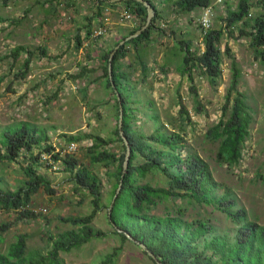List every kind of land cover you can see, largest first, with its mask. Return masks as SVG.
Here are the masks:
<instances>
[{
  "label": "rangeland",
  "instance_id": "1",
  "mask_svg": "<svg viewBox=\"0 0 264 264\" xmlns=\"http://www.w3.org/2000/svg\"><path fill=\"white\" fill-rule=\"evenodd\" d=\"M55 1L0 0V76H4L0 86V126L17 122L45 126L54 152L59 151L61 155L69 153L80 165L84 163L98 174L102 181L101 207L96 210L91 224L108 234L104 237H94L68 252H60L64 264H97L106 254H110L114 247L121 244L119 238L110 233L112 226L108 221L111 183L107 172L113 170L115 164H111L108 170L100 163L89 164L84 147L91 143L90 140L68 145L61 134L82 131L97 133L104 138L112 137L111 132L116 124L115 99L103 83L100 61H96V55L99 53L85 44L87 40L84 41L85 37L79 33L80 20L75 16L77 11L74 13L70 5L72 1L67 0L66 4L59 6ZM79 1L78 4L84 5L88 10L94 9L92 4L84 0ZM237 2L238 0H228L233 8ZM249 2L252 4L249 10L251 16L264 13V1ZM169 5L171 6L170 2ZM225 5L224 2L221 6H214L215 16L210 26L211 29L223 30L219 41L220 75L211 82L209 77L201 75L198 69H193L194 94L189 88L187 78L176 71L181 62V58L175 53L179 49L178 45L175 44L171 50L167 45L158 44L161 46L159 50H163L164 56L167 57L163 65L160 64L161 61L155 60V57L161 56V51L157 53L153 48L150 49L151 73L144 82L140 80V72L132 76L135 70L140 69H131V101L136 100L130 104L135 108L136 114L133 125L150 134L156 124L149 115L155 113L169 130L172 128L170 120H174V124L182 122L185 126L186 144L183 154L190 151L204 158L210 165L213 178L231 189L238 205L246 208L252 219L255 218L257 222L264 224V64L254 57L249 38L241 36L238 27L227 28L224 19ZM120 9L119 14L113 17L114 26L115 22H127L121 17ZM173 13L169 12L170 15ZM199 15L196 13L197 17ZM180 18L178 21L181 22V27L187 28L191 36H185L184 40H192V50L201 52L203 42L199 20L193 21L190 17L184 19L181 16ZM101 26L108 31L110 23H107L106 19H100L95 28ZM77 35L82 38V45L79 47L76 46ZM19 45L30 51L28 71L22 77H19V73L23 69L22 64L27 53H22L16 60L10 56L11 50ZM230 55L235 57L236 66L240 70L238 87L246 96L252 121L240 163L228 168L216 162L217 144L208 140L205 132L217 122L222 113L232 73ZM146 60L150 62L149 59ZM83 68L86 74L83 77H75ZM195 95L200 102L198 107H195ZM181 104L188 111L190 121L179 116ZM111 146H120V143L114 142ZM38 151L39 148L32 149L33 154ZM28 153L23 150L16 162L0 163L2 188L13 190L20 185V180L24 178L21 168L26 165ZM41 156L42 164L38 167V172L51 182L54 192L49 194L40 188L33 195L31 204L26 207L40 214L35 219L19 220L18 212L0 209V220L12 221L10 228L3 234L0 251L4 252L18 233L28 234L29 247L45 250L48 244L47 235L57 236L59 232L73 227L59 218L84 216L93 211L92 196L83 191H75L74 183L69 172L63 169V164L49 160L50 155L47 152L41 153ZM140 182L166 185L164 177L160 174L150 173ZM179 203L187 206L186 216H195L200 212V208H203L205 215L218 229H232L231 220L224 213L212 210L211 206L187 205L185 201ZM165 204L167 203H158L152 212L165 213ZM170 206L173 210V205ZM113 260L108 264H153L146 252L128 240L122 244V249Z\"/></svg>",
  "mask_w": 264,
  "mask_h": 264
},
{
  "label": "trees",
  "instance_id": "2",
  "mask_svg": "<svg viewBox=\"0 0 264 264\" xmlns=\"http://www.w3.org/2000/svg\"><path fill=\"white\" fill-rule=\"evenodd\" d=\"M148 1L155 10L150 25L138 36L121 45L112 59V80L121 97L123 107L122 129L131 150L127 169L121 176L125 145L118 130V100L108 74L109 52L120 39L99 55L103 83L115 99L116 124L111 132L112 137L104 138L97 133L82 131L61 134L67 144L90 140L91 143L84 147L89 164L100 163L107 170L111 164H115L113 170L107 172L111 183L108 202H111L121 179L120 190L108 215L109 224L112 226L110 233L116 235L121 244L114 247L113 251L106 254L97 264L111 263L122 249V244L127 240L131 241L125 232L145 244L162 264H264V224L257 222L255 218L252 219L248 210L238 205L231 189L213 178L210 165L204 158L190 151L183 154L186 144L185 126L182 122L174 124V120H170L172 128L169 130L155 113L149 115L156 124L150 134H146L133 125L136 114L135 108L130 104L136 100L131 101L133 86L129 85L131 72L128 71L133 64L129 62L126 64L127 70L122 69L121 60L128 55L132 47L140 69V80L144 82L147 79L150 67L144 60L143 54L140 53L143 47L139 44L150 38L151 31L156 27L155 22L160 17L154 2ZM169 2L176 13L189 14L200 8L203 11V8L212 4L214 0H169ZM224 2L226 4L224 19L227 28L238 27L240 35L249 38V46L254 57L264 64V13L260 12L251 16L249 10L252 4L249 0H238L234 8L228 0H223ZM117 4L130 8L135 21H139L129 30L127 34L129 35L144 23L147 14L146 7L137 0L118 2L97 0L98 16L103 7ZM229 32L231 33V30ZM90 33L91 28H87L86 35ZM222 33V29L208 28L205 30L201 27L203 42L201 52L192 50L191 43L187 40L178 41L181 62L177 65L176 71L187 78L192 93L195 90L193 69H198L199 73L209 77L211 82H214L215 78L220 75L219 41ZM81 45L82 40L77 35L76 46ZM24 52L27 56L24 58L23 69H20L19 77L24 76L28 71L30 51L25 46L19 45L10 52L14 60ZM230 57L232 58V73L224 97L222 113L217 122L208 127L205 132V137L217 144L216 162L228 168L240 163L244 143L250 135L252 121L246 96L238 87L240 70L236 66L235 57L233 55ZM84 69L75 77H83L86 74ZM3 79L4 76H0V86ZM194 102L195 107H198L200 102L197 95L194 96ZM179 116L183 120L190 121L188 111L182 104ZM49 140L45 126L29 122L0 126V163L16 162L23 150L29 152L26 165L21 168L24 178L20 180V185L13 190L0 186V209L18 212L19 220L35 219L40 215L26 206L31 204L33 195L40 188L49 194L54 192L51 182L38 172V167L42 164L41 153L47 152L50 155L49 160L60 161L63 169L69 172L75 191H83L88 196H92L93 211L84 216L59 218L60 221L67 222L73 227L59 232L57 236L47 235L48 244L45 250L29 247L27 233L16 234L6 250L0 251V264H64L60 252H68L72 248L89 242L94 237H104L108 234L91 224L96 210L101 207L102 181L100 177L88 165L84 163L80 165L71 154L61 155L59 151L54 152V147ZM114 142H119L120 146L112 147ZM34 147L40 150L36 154L32 153ZM150 173L163 176L166 185L141 183L140 180ZM179 201L182 203L185 201L187 205L211 206L212 210L224 213L231 220L232 229L230 231L218 229L205 215L203 208H200V212L195 216H186L187 206H183ZM162 202L167 203L164 207L165 213H153L152 210ZM11 222L0 220V244ZM153 264L157 263L153 260Z\"/></svg>",
  "mask_w": 264,
  "mask_h": 264
},
{
  "label": "crops",
  "instance_id": "3",
  "mask_svg": "<svg viewBox=\"0 0 264 264\" xmlns=\"http://www.w3.org/2000/svg\"><path fill=\"white\" fill-rule=\"evenodd\" d=\"M66 1L67 0H56L55 2H57L59 6V5H64ZM71 1L72 2L70 3V5L72 6L74 13H75V10L77 11V13H75V16L76 18L80 20L81 27L79 29V33L81 32L80 34H83L82 37H85V39H83L84 41L87 40L84 43L88 44L90 48H94L97 54L99 53L98 55H96V61L99 60V55L103 51L108 50V48L116 40H119V39L121 40L122 38L127 36L129 30L135 27L139 22L137 20L135 22H129V21L120 22L119 21V22H115L116 26H114L113 17L119 14L118 11L120 7H122L123 4H117L115 6H105L103 7L102 10H100V15L98 16V8L96 7V5H91L94 7V9L88 10V8L84 7V5L82 6L81 4H78L80 2L79 0H71ZM222 3L215 4V6H221ZM154 4L156 8L159 10L160 17L155 22L156 27L151 31L150 38L147 41H142L139 44L140 47H143L140 49L141 50L140 53L145 55V56L143 55L144 56L143 58L146 62H148V66L151 65V60H152L151 59L152 50L150 49H153V48L154 50L156 49L157 53L158 51H161L162 53L161 56L157 58L155 57V60L157 59L158 61H161L160 64L163 65L165 63V60H167V57L164 56L165 53L163 50H159L161 46H158V44L167 45L169 46V48H171L175 46V44L178 45V42H176V39H178L179 41L181 39H184L185 36L188 38L191 37L190 32L186 30L187 28L185 29L181 27V22L178 21L181 19L180 16L183 17L184 19H189L190 17V19H193V21H196L199 19L200 15L202 14V8L192 11L189 14L176 13L174 11V7L169 5V0H155ZM170 11L174 13L170 15L169 14ZM196 13L200 14L199 17L196 16ZM100 19H106L107 23H110V27L108 31L106 30L104 32L101 38H97L94 41L90 40L91 39L89 36L90 34L86 35V30L87 28H91L92 30H94L96 22L99 21ZM187 41L190 42L192 45V40L188 39ZM148 46H150V48H148ZM175 53H177L179 57H181L179 50H177V52ZM136 59L137 58L135 57V51L133 50L132 47H130L128 55L125 56V59L123 58L121 60L122 69L127 70L126 64H128L129 62L132 63L133 65H132V68H129L128 71L132 72L131 69H139V65L137 64ZM146 59H149L150 62L147 61ZM139 72L140 70H135L132 76L139 74ZM150 73H151V70L149 71V74Z\"/></svg>",
  "mask_w": 264,
  "mask_h": 264
},
{
  "label": "water",
  "instance_id": "4",
  "mask_svg": "<svg viewBox=\"0 0 264 264\" xmlns=\"http://www.w3.org/2000/svg\"><path fill=\"white\" fill-rule=\"evenodd\" d=\"M110 1L111 2H118V1H123V0H110ZM137 1L141 2L146 7V10H147V14H146V18H145L144 23L138 29H136L133 33H131V34L125 36L124 38H122L121 40H119V42L110 51L109 58H108V74H109L111 85H112L113 89L115 90V95H116V98L118 100V105H119L118 130H119V134H120V136H121V138H122V140L124 142V145H125V153H124V158H123V162H122V174H121V176L123 175V173L125 172V170L128 167V162H129L131 150H130V145L128 143V140H127V138H126V136H125V134L123 132V129H122L123 107H122L121 97H120L119 93L116 90L114 81L112 80V59H113V56H114L115 52L117 51V49L121 45H123L126 41H128V40L138 36L140 33H142L150 25V23L152 21V18H153L154 14H155V10H154L153 6L151 5V3L148 0H137ZM120 187H121V179H120V181L118 183V186H117V188L115 190V193L113 194L111 202L108 205V215L110 214L112 203H113L115 197L117 196V193L119 192ZM125 234L131 241H133L143 251H145L146 254L149 257H151L157 264H162L156 258L154 253L146 247L145 244H143L142 242H140V241L136 240L135 238H133L129 233L125 232Z\"/></svg>",
  "mask_w": 264,
  "mask_h": 264
},
{
  "label": "built area",
  "instance_id": "5",
  "mask_svg": "<svg viewBox=\"0 0 264 264\" xmlns=\"http://www.w3.org/2000/svg\"><path fill=\"white\" fill-rule=\"evenodd\" d=\"M92 5L97 4V0H84ZM223 0H214V2L207 7L203 8L202 14L199 17V23L203 29H208L211 26L212 23V18L214 16V6L215 4L222 3ZM121 11V17H123L126 21L129 22H135V17L133 13L131 12L130 8L123 6ZM105 32L104 27H98L95 28L91 33H90V38L94 41L97 38H100ZM73 144V143H71ZM69 145V144H68Z\"/></svg>",
  "mask_w": 264,
  "mask_h": 264
}]
</instances>
